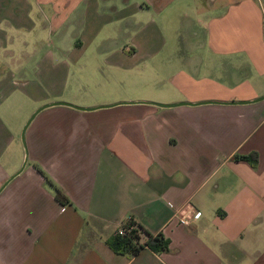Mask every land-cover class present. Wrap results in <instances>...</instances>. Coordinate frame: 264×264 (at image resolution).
<instances>
[{"label":"crops","instance_id":"1","mask_svg":"<svg viewBox=\"0 0 264 264\" xmlns=\"http://www.w3.org/2000/svg\"><path fill=\"white\" fill-rule=\"evenodd\" d=\"M0 264H264V0H0Z\"/></svg>","mask_w":264,"mask_h":264},{"label":"trees","instance_id":"2","mask_svg":"<svg viewBox=\"0 0 264 264\" xmlns=\"http://www.w3.org/2000/svg\"><path fill=\"white\" fill-rule=\"evenodd\" d=\"M237 159L248 161L251 165H256L258 162L257 153H250L245 155H237ZM36 171L41 174L44 181L53 190V197L59 204H67L68 200L63 192L57 188L50 179L37 167L34 166ZM130 223V222H129ZM109 247L116 253H136L142 246H148L155 252H164L168 250L169 240L163 234L157 233L155 235L147 234V238L143 243L138 242V234L136 228L128 233L126 236H112L107 240Z\"/></svg>","mask_w":264,"mask_h":264},{"label":"built area","instance_id":"3","mask_svg":"<svg viewBox=\"0 0 264 264\" xmlns=\"http://www.w3.org/2000/svg\"><path fill=\"white\" fill-rule=\"evenodd\" d=\"M178 218H179V223L182 225H188L190 223L191 219H197L200 215L201 212L196 210L193 212H188V211H180L178 212ZM129 218L121 220L116 229L114 230L113 235L114 236H126L128 233H130L132 230L135 229L134 224L130 222Z\"/></svg>","mask_w":264,"mask_h":264},{"label":"rangeland","instance_id":"4","mask_svg":"<svg viewBox=\"0 0 264 264\" xmlns=\"http://www.w3.org/2000/svg\"><path fill=\"white\" fill-rule=\"evenodd\" d=\"M17 104H18V101H17ZM30 117V116H29ZM28 117V118H29ZM27 118V119H28ZM26 119V120H27ZM26 120H25V122H26ZM25 122L20 126V128H19V130H18V133H17V137H18V143H19V147H20V149L23 151V157H22V161H21V163H20V165H19V167L17 168V170L15 171V172H17L21 167L23 168V166L25 165V163H26V154H25V144H24V134H23V136H22V128H23V125L25 124ZM21 168V169H22ZM14 172V173H15ZM13 173V174H14ZM12 175V174H11Z\"/></svg>","mask_w":264,"mask_h":264},{"label":"water","instance_id":"5","mask_svg":"<svg viewBox=\"0 0 264 264\" xmlns=\"http://www.w3.org/2000/svg\"><path fill=\"white\" fill-rule=\"evenodd\" d=\"M56 104L68 105V106H72V107H75V108H79V107H77V106H73V105H71V104H69V103H66V102H52V103H50V104H45V105H43V106H40L39 108H37V109L33 112V114L36 113L37 111H39L40 109L44 108V107H47V106H49V105H56ZM160 105H161V106H173V105H176V104H160ZM33 114H31V116H30V117L28 118V120L25 122V124H24V126H23V128H22V136H23V132H24V130H25V128H26V126H27L29 120H30L31 117L33 116ZM21 168H22V167H21ZM21 168H20L16 173H18V172L21 170Z\"/></svg>","mask_w":264,"mask_h":264}]
</instances>
